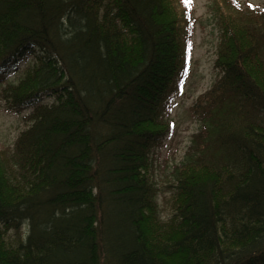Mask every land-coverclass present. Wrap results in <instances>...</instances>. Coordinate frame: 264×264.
Masks as SVG:
<instances>
[{
    "label": "trees",
    "instance_id": "obj_1",
    "mask_svg": "<svg viewBox=\"0 0 264 264\" xmlns=\"http://www.w3.org/2000/svg\"><path fill=\"white\" fill-rule=\"evenodd\" d=\"M214 2L221 76L190 108L200 130L164 220L152 175L187 64L186 5L0 0V86L32 62L1 100L33 109L16 175L0 155V264H264V11Z\"/></svg>",
    "mask_w": 264,
    "mask_h": 264
},
{
    "label": "rangeland",
    "instance_id": "obj_2",
    "mask_svg": "<svg viewBox=\"0 0 264 264\" xmlns=\"http://www.w3.org/2000/svg\"><path fill=\"white\" fill-rule=\"evenodd\" d=\"M244 8L264 11V0H236ZM177 8L185 6L189 24L186 31L188 50L186 51V68L180 81V90L173 95L168 120L172 124L171 133L164 140L162 147L156 149L152 179L158 185L160 193L158 202L161 215L168 220L173 213V190L169 188L175 183L173 174L175 167L180 165L191 144L194 134L199 132L200 125L193 119L190 108L197 98L209 90L220 78L221 73L215 68L217 51L221 43V30L218 25L214 0H175ZM32 62L21 63L17 70L7 76L0 86V95L9 82H17ZM55 102L46 99L44 104ZM33 109L23 113L7 110L0 96V155L6 163L11 175H16L17 163L13 158L15 144L21 133L32 126L28 116ZM28 227L23 225L19 231H8L4 239L9 246H18L26 239Z\"/></svg>",
    "mask_w": 264,
    "mask_h": 264
},
{
    "label": "snow or ice",
    "instance_id": "obj_3",
    "mask_svg": "<svg viewBox=\"0 0 264 264\" xmlns=\"http://www.w3.org/2000/svg\"><path fill=\"white\" fill-rule=\"evenodd\" d=\"M189 2V0H186V3Z\"/></svg>",
    "mask_w": 264,
    "mask_h": 264
}]
</instances>
